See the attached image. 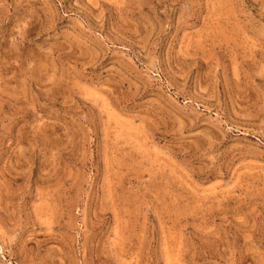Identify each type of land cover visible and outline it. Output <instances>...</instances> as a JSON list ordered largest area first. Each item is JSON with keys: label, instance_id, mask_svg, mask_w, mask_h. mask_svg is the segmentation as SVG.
<instances>
[{"label": "rangeland", "instance_id": "obj_1", "mask_svg": "<svg viewBox=\"0 0 264 264\" xmlns=\"http://www.w3.org/2000/svg\"><path fill=\"white\" fill-rule=\"evenodd\" d=\"M0 264H264V0H0Z\"/></svg>", "mask_w": 264, "mask_h": 264}]
</instances>
